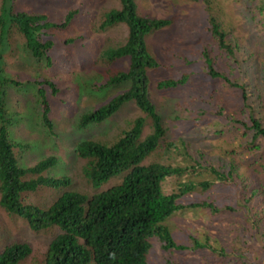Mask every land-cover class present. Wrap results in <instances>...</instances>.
<instances>
[{
    "label": "trees",
    "instance_id": "1",
    "mask_svg": "<svg viewBox=\"0 0 264 264\" xmlns=\"http://www.w3.org/2000/svg\"><path fill=\"white\" fill-rule=\"evenodd\" d=\"M17 1L1 0L0 8V207L13 220L23 219L33 233L61 230L43 264H150L155 239L164 264H192L185 258L188 253H206L210 264H264V89L254 77V43L223 26L212 15L211 0H202L209 13L205 37L198 39L193 30L186 31L187 47L170 51L168 66L174 73L160 80L157 89L177 91L193 86L198 79L202 83L218 80L241 100L228 106L219 101L213 87L198 94L200 101L190 106L186 118L178 110L183 107L181 99L162 109L150 94L149 71L167 65L152 53L148 38L169 28L172 20L142 16L136 0H120L121 8L105 13L96 31L107 32L122 24L128 27L126 42L109 47L101 57L106 63L127 59L129 65L105 75L91 91L125 90L81 116L78 127L85 130L102 125L131 103L141 116L115 142L85 140L77 145L76 154L86 161L83 174L95 189L114 178L121 177L122 182L91 198L79 191L66 193L49 208H41L28 203L27 195L45 187L69 186L71 180L48 177L59 163L56 157L31 167L20 164L16 149L32 145H24L12 135L10 127L20 120L9 113L4 87L33 84L40 120L51 133L55 125L50 97L58 98L60 87L53 78L23 82L10 77L4 64L16 52L13 38L17 35L34 64L53 70L59 43L74 45L78 39L57 41L56 32L69 28L79 11H70L56 21L48 13L18 11ZM247 5L259 11L264 23V0H250ZM261 74L264 76V70L258 78ZM204 103L216 110L212 114L202 111ZM196 108L199 115L193 110ZM201 114L206 118L202 122L223 121L239 132L242 159L232 155L215 164L205 149L185 137L180 124L187 120L195 125ZM26 119L33 126L30 114ZM147 127L150 132L145 135ZM160 150L158 161L144 164ZM200 216L210 219L211 228L222 235H211L209 228L200 226L196 221ZM32 255L30 244L15 241L0 253V264H26Z\"/></svg>",
    "mask_w": 264,
    "mask_h": 264
},
{
    "label": "rangeland",
    "instance_id": "2",
    "mask_svg": "<svg viewBox=\"0 0 264 264\" xmlns=\"http://www.w3.org/2000/svg\"><path fill=\"white\" fill-rule=\"evenodd\" d=\"M139 14L158 19H171L172 25L169 28L156 32L148 38V45L152 53L167 65V68L149 71L150 94L155 104L162 108L174 106L175 99H181L183 116H189L191 105L197 106L199 102L196 97L202 91H209L215 87L218 98L224 100L228 106L233 102L240 101L220 81H204L198 79L193 86L177 91H159L157 84L162 79L172 77L173 71L170 64V51L176 48L187 47L188 30H193L198 39H203L205 27L208 24V15L205 4L201 1L192 0H136ZM250 0H211L210 7L212 15L218 21L234 33L242 35L245 42L252 41L256 46L257 73L254 76L262 89H264V76L259 74L264 70V23L259 20V11L249 8ZM1 8V0H0ZM121 8L120 0H18V11L48 13L53 20L61 21L70 11L77 10L79 14L73 24L60 32H56V39L65 41L71 38L76 39V44L59 43L56 50V61L53 70H48L45 64H34L22 48V43L17 35L13 38L16 52L5 59L4 70L10 77H16L20 81L41 79H55L60 87L58 98L50 97L52 105V118L54 121V133L44 127L40 120L37 89L28 85L23 88L5 85V99L9 113L15 119L11 126L14 139L24 145L30 144V148H18L16 153L20 164L24 167L34 166L37 162L48 157L59 159L58 165L48 172V177L57 180H71L69 186H62L58 189L42 188L36 193L27 195L28 203L35 204L41 208H49L62 195L73 191L94 197L109 189L121 184L122 178H114L107 184L95 189L85 178L83 167L86 161L76 154V147L85 140L115 142L117 138L129 128V123L141 116L136 104L131 103L125 106L108 122L91 126L85 130L78 127L79 119L84 114L95 110L125 87L111 89L104 94H94L91 88L97 82H101L105 75L118 69L128 68L129 60H120L115 63H106L102 60V53L109 47L120 46L126 42L128 27L124 24L117 26L107 32H97V27L104 20V14L111 9ZM255 20H253V19ZM249 84V82H248ZM202 104V102H201ZM202 111H215L214 106L204 103ZM201 108V107H200ZM197 115L198 109H193ZM33 119L29 125L26 117ZM22 119V120H21ZM193 125L189 121L180 124V130H186L185 137L192 141L197 147L205 149L215 164L220 160H229L232 155L241 157L238 146L239 132L233 126L227 127L215 119L211 122H202V118ZM202 122V123H200ZM213 126H210V124ZM216 130H215V129ZM220 130V133H218ZM150 132L147 127L145 135ZM234 151L235 154L228 153ZM158 153L148 158L144 164L156 162L160 158ZM242 155V154H241ZM242 159V157H241ZM171 185V183H170ZM172 186V185H171ZM171 187L168 186V189ZM167 189V190H168ZM169 191V190H168ZM0 207V253L15 241L26 242L31 245L33 255L26 261V264H43L44 257L48 252L51 242L61 234L59 228L33 233L26 222L22 219L13 220ZM206 217H197L200 226L209 228L211 235L221 236L222 233L215 232L209 225ZM154 249L150 256V264H164L161 246L157 239L153 241ZM185 258L192 264H210V255L203 253L196 256L193 253L185 254ZM36 262V263H35Z\"/></svg>",
    "mask_w": 264,
    "mask_h": 264
},
{
    "label": "clouds",
    "instance_id": "3",
    "mask_svg": "<svg viewBox=\"0 0 264 264\" xmlns=\"http://www.w3.org/2000/svg\"><path fill=\"white\" fill-rule=\"evenodd\" d=\"M158 19V18H157ZM81 118V117H80ZM89 128V127H88Z\"/></svg>",
    "mask_w": 264,
    "mask_h": 264
}]
</instances>
